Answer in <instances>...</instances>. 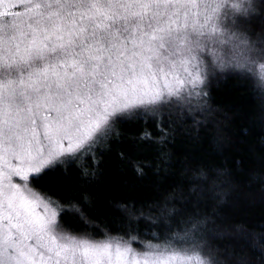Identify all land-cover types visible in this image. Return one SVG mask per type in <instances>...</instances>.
Masks as SVG:
<instances>
[{"label":"snow or ice","instance_id":"obj_1","mask_svg":"<svg viewBox=\"0 0 264 264\" xmlns=\"http://www.w3.org/2000/svg\"><path fill=\"white\" fill-rule=\"evenodd\" d=\"M255 18L264 0H0V264H218L193 217L138 252L135 236L65 230L80 209L30 179L93 153L117 121L206 97L210 67L264 86Z\"/></svg>","mask_w":264,"mask_h":264},{"label":"trees","instance_id":"obj_2","mask_svg":"<svg viewBox=\"0 0 264 264\" xmlns=\"http://www.w3.org/2000/svg\"><path fill=\"white\" fill-rule=\"evenodd\" d=\"M243 28L264 40V18ZM205 92L199 108L117 121L93 153L31 185L80 209L60 215L72 233L135 236L140 247L182 234L193 217L218 264H264V95L249 75L227 70H211Z\"/></svg>","mask_w":264,"mask_h":264},{"label":"rangeland","instance_id":"obj_3","mask_svg":"<svg viewBox=\"0 0 264 264\" xmlns=\"http://www.w3.org/2000/svg\"><path fill=\"white\" fill-rule=\"evenodd\" d=\"M250 37V36H249ZM250 40L252 41V43L254 45H256L257 49L260 50V49H264V40H259L258 38L257 39H253V38H250ZM211 70H217V69H213V68H209V72ZM227 71H235V72H238V73H242V74H246V75H249L256 83V87L259 88V91L262 93V95H264V86H261L258 84L257 80L247 71L245 70H241V69H228ZM205 88H206V85L204 86V89L203 91L205 92ZM203 100H204V96H201L199 98L197 97H192L190 99H186L185 101L183 102H177L175 100L172 101V103L168 104V105H165L163 106V108H168V107H178V108H184L185 105H188V106H191V104H195V107L198 106V108L202 105L203 103ZM16 178H14L15 180ZM16 182H19L18 180ZM30 187H32L33 189L39 191L38 189L34 188L32 185H31V179H30ZM41 192V191H40ZM39 211V210H38ZM66 230V229H65ZM68 231V230H67ZM70 232V231H69ZM72 233V232H71ZM75 234V233H73ZM76 235H80V234H76ZM148 244V243H147ZM145 244V245H147ZM152 244H156V243H152ZM145 245H142L140 247H133L131 246L132 248H134L135 250H137L138 252H143L146 250L145 248Z\"/></svg>","mask_w":264,"mask_h":264}]
</instances>
